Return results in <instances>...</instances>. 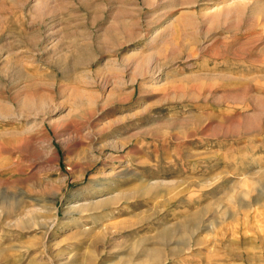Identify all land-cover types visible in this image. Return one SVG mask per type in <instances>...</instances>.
<instances>
[{
  "label": "rangeland",
  "instance_id": "1",
  "mask_svg": "<svg viewBox=\"0 0 264 264\" xmlns=\"http://www.w3.org/2000/svg\"><path fill=\"white\" fill-rule=\"evenodd\" d=\"M263 4L0 0V264H264Z\"/></svg>",
  "mask_w": 264,
  "mask_h": 264
},
{
  "label": "bare ground",
  "instance_id": "2",
  "mask_svg": "<svg viewBox=\"0 0 264 264\" xmlns=\"http://www.w3.org/2000/svg\"><path fill=\"white\" fill-rule=\"evenodd\" d=\"M241 8L237 7L236 10H233V13L238 15L239 13H242V11L240 12ZM258 10L260 11V13L262 12L264 14V4L261 5ZM257 11V10H256ZM231 13V12H230ZM223 14H217L216 16H214L215 20H219L221 18H223ZM191 17H188V19H190ZM9 115V108L5 105H2V103H0V118H4L7 117Z\"/></svg>",
  "mask_w": 264,
  "mask_h": 264
}]
</instances>
